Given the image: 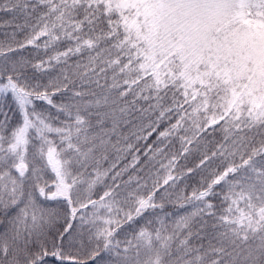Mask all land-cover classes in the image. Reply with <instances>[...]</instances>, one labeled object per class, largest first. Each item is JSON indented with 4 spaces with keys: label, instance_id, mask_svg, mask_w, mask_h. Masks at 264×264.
<instances>
[{
    "label": "snow or ice",
    "instance_id": "6c2138e0",
    "mask_svg": "<svg viewBox=\"0 0 264 264\" xmlns=\"http://www.w3.org/2000/svg\"><path fill=\"white\" fill-rule=\"evenodd\" d=\"M0 264H264V0H0Z\"/></svg>",
    "mask_w": 264,
    "mask_h": 264
}]
</instances>
